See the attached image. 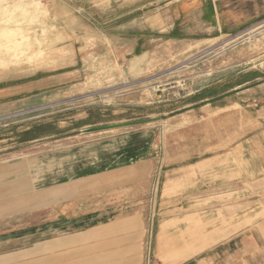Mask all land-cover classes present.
Returning <instances> with one entry per match:
<instances>
[{
	"label": "rangeland",
	"instance_id": "374dc122",
	"mask_svg": "<svg viewBox=\"0 0 264 264\" xmlns=\"http://www.w3.org/2000/svg\"><path fill=\"white\" fill-rule=\"evenodd\" d=\"M109 1L0 0V233L56 231L25 251L42 264H264V76L244 85L264 70V21L140 43ZM209 82L210 108L180 109ZM21 195L40 204L2 209ZM79 218L82 250L64 231Z\"/></svg>",
	"mask_w": 264,
	"mask_h": 264
},
{
	"label": "crops",
	"instance_id": "0c3cea01",
	"mask_svg": "<svg viewBox=\"0 0 264 264\" xmlns=\"http://www.w3.org/2000/svg\"><path fill=\"white\" fill-rule=\"evenodd\" d=\"M111 2L112 4L110 1L108 4L104 3L102 9L122 14L115 18L113 27L138 29L135 33L136 41L148 44L154 41L168 43L216 41L236 36L264 21V0H112ZM99 6L100 4L97 7ZM98 9H101V6ZM262 76H264V70L259 71L254 79H250L244 85L260 80ZM216 85L211 82L200 90L194 91V97L185 99L180 109L191 108L189 111L194 113L197 106L204 103L207 104L203 105V108H210L212 88ZM73 185H76L75 181L65 187L64 200L67 201L76 196L77 192L74 191ZM37 197L34 196L32 200L25 202V197L21 195L10 203L2 204V207H6L2 209L4 211L20 210L21 206L27 203L32 206L38 205L40 201ZM86 221L84 218L72 219L64 229L72 236L79 237L75 240L68 239L66 242L71 244L75 241L69 245L76 250H82L86 246L88 236L85 235L94 230V227L89 226ZM49 231L56 233V231ZM51 233L42 235L34 229L26 233L16 229L0 233V264H42L40 261L26 262L25 251H32V259H35L41 251V247L38 246L41 237ZM28 241H31V244L25 245ZM77 259L75 261L72 258L64 261L51 260L49 264H88L82 257Z\"/></svg>",
	"mask_w": 264,
	"mask_h": 264
},
{
	"label": "water",
	"instance_id": "95a60500",
	"mask_svg": "<svg viewBox=\"0 0 264 264\" xmlns=\"http://www.w3.org/2000/svg\"><path fill=\"white\" fill-rule=\"evenodd\" d=\"M160 119H150V120H142V121H137L133 123H122V124H113V125H108V126H103L99 128H91L85 130L83 133L86 135H91V134H96V133H102V132H107V131H114V130H119V129H124L132 126H141V125H146L149 123H155L159 122Z\"/></svg>",
	"mask_w": 264,
	"mask_h": 264
},
{
	"label": "bare ground",
	"instance_id": "6f19581e",
	"mask_svg": "<svg viewBox=\"0 0 264 264\" xmlns=\"http://www.w3.org/2000/svg\"><path fill=\"white\" fill-rule=\"evenodd\" d=\"M23 57V56H22ZM148 95V94H147ZM103 134V133H102Z\"/></svg>",
	"mask_w": 264,
	"mask_h": 264
}]
</instances>
